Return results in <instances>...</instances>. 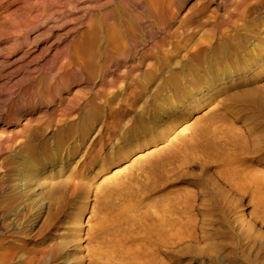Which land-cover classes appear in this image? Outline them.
<instances>
[{
	"label": "rangeland",
	"instance_id": "1",
	"mask_svg": "<svg viewBox=\"0 0 264 264\" xmlns=\"http://www.w3.org/2000/svg\"><path fill=\"white\" fill-rule=\"evenodd\" d=\"M203 1L176 2L173 60H87L88 0H0V209L28 217L0 264H264V60L198 86ZM218 1L215 26L245 3ZM18 137L45 172L16 200Z\"/></svg>",
	"mask_w": 264,
	"mask_h": 264
},
{
	"label": "bare ground",
	"instance_id": "2",
	"mask_svg": "<svg viewBox=\"0 0 264 264\" xmlns=\"http://www.w3.org/2000/svg\"><path fill=\"white\" fill-rule=\"evenodd\" d=\"M174 1L171 5L170 0H111V4L106 5L103 0H88L85 30L87 60H128L130 51L137 53L141 60H144L150 56V53L147 56L144 51L147 46L150 50L154 48L165 52L162 56L157 55L155 60H173L175 52L169 50L171 42L166 41V35L170 33V25L177 18L174 6H178L176 2L180 0ZM255 1L256 5L263 3L262 0ZM225 2L226 0H219L218 5ZM247 2L248 0H245L242 10L228 13L224 26H215L216 8L208 0L202 2L199 21L206 36L200 38L203 36L200 34L195 40L194 53L199 60H205V73L197 77L198 86L217 82L221 77L232 78L239 73L242 60H264V45L260 41L262 28L251 23L262 17V11L257 6L250 10ZM154 24L158 25V30L153 27ZM140 33L147 39L156 37L155 46L138 43L137 36ZM180 45L179 43L174 47ZM181 55L185 56L181 58ZM188 55L189 53L180 54L177 60H187ZM224 60H233V63ZM238 88L240 86H237ZM22 143L21 137H18L17 159L13 167L16 173L14 177L8 175V180H14L12 186L15 188L16 200L23 198L25 173L31 169V181L34 182L35 175L44 171V167H39L40 164L21 157ZM23 209L22 202L16 209H0V251L9 250L7 256L10 258L17 249L24 247L22 235L28 230V217L23 216ZM30 215L33 216L34 213ZM54 255V249H49L42 262L32 253L27 264H47L54 259Z\"/></svg>",
	"mask_w": 264,
	"mask_h": 264
}]
</instances>
